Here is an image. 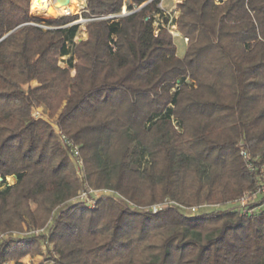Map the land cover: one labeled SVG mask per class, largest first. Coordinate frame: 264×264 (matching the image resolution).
<instances>
[{
  "label": "trees",
  "instance_id": "16d2710c",
  "mask_svg": "<svg viewBox=\"0 0 264 264\" xmlns=\"http://www.w3.org/2000/svg\"><path fill=\"white\" fill-rule=\"evenodd\" d=\"M161 1L86 0L87 37L77 43L78 15L42 20L30 0H0V234L48 229L1 241L0 263L47 242L51 264H264V207L242 216L70 204L72 162L31 116L40 107L57 115L81 147L88 184L138 206L229 205L254 191L264 163V0H183L173 21L187 38L182 59L167 29H153Z\"/></svg>",
  "mask_w": 264,
  "mask_h": 264
},
{
  "label": "built area",
  "instance_id": "2783aa9c",
  "mask_svg": "<svg viewBox=\"0 0 264 264\" xmlns=\"http://www.w3.org/2000/svg\"><path fill=\"white\" fill-rule=\"evenodd\" d=\"M125 16V15H124ZM89 21V20H85ZM71 23V24H75ZM69 24V25H71ZM77 24V23H76ZM43 29H47L45 26H40ZM165 29H167L168 33L171 34L173 37H178L179 32L176 29L175 24H173V21H169L168 25L165 27L162 25ZM178 32V33H177ZM183 41L186 43L187 38H182ZM38 109V108H36ZM36 109H33L31 116L34 119L40 120L41 118H38L37 116H34V112ZM56 119V118H55ZM51 128L53 130V133L56 134L57 139L61 146L67 151L69 160L72 162L73 169L75 176L78 178L79 182V189L77 190L78 192L76 195L69 201V203H80L84 205L85 207H88L89 209H94L98 205V202L100 200L102 201H112L114 204H117V206L122 209L123 211H129L133 210L138 213H144V212H151L153 214L159 212L160 210L168 209L173 206L179 207L180 211L183 213H187L191 215L198 214L199 212L205 211L208 208H217V207H225V208H230V207H235L239 212L240 215L242 216H251L253 213V208H251L252 204L258 203L261 201V199L264 197V163L261 166L260 172L262 173L259 179V182L257 184V187L254 191H245V193L239 197L235 202H232L229 205H217V206H209V205H202L201 207H180L177 203L171 202L168 200H164L162 202H159L157 204H152V205H147V206H138L136 204H133L131 201L129 202L126 198H124L117 190H112L109 188H100V189H95L92 188L85 176V168H84V162L81 157V147L77 145L71 138L69 139L65 133L61 131V129L58 126V120L56 119L51 125ZM240 146H243V143L240 142ZM242 158H245L246 160H251L252 157L247 153L245 150L241 151L240 153ZM248 167L252 170L251 166L248 165ZM261 207H264V203L260 204ZM190 212V213H189ZM44 231H30L29 233L25 232L23 234L20 233H12V234H7V235H0V239H14V238H22L24 236H29V234H40ZM8 241H11L9 240ZM47 245V242L42 245L41 249H45V246ZM0 264H13L11 262H2Z\"/></svg>",
  "mask_w": 264,
  "mask_h": 264
},
{
  "label": "rangeland",
  "instance_id": "374dc122",
  "mask_svg": "<svg viewBox=\"0 0 264 264\" xmlns=\"http://www.w3.org/2000/svg\"><path fill=\"white\" fill-rule=\"evenodd\" d=\"M183 0H162L158 7L160 8V10L162 11V16L159 17V16H155V21H154V24H153V29H155V33L158 32V26L161 24V25H164L165 27L168 25L169 21H175L178 17H179V11L177 9L178 7V4L182 3ZM219 0H215V2L217 3ZM86 6V0H82L81 1V8L79 9V12H78V17L79 19L77 21H75L78 25H79V34L77 35V37L75 38V42H82V40H85L86 37H87V34H86V31H85V27L84 25L88 22V21H85L87 19L81 17V11L82 9ZM31 8H32V4H31V0H30V16L32 18H37V17H33L32 15V12H31ZM124 13L126 14V8L125 6L123 7L122 9V12L121 14ZM67 16H70V15H67ZM65 16V17H67ZM58 17H64L62 15H45V16H42V17H38L39 19H42V20H52V19H55V18H58ZM37 18V19H38ZM74 23V22H73ZM75 23V24H76ZM178 33V32H177ZM183 37L181 36V34L179 33V36L178 37H173L172 36V41L173 43L175 44L176 46V56L178 58H183L184 55H185V52H186V48H187V42L185 43L182 39ZM66 59L67 58H60L59 59V66L61 68H65L66 67ZM74 72L72 71L71 72V75H73ZM28 85H26L23 89L25 90L27 88ZM30 87H36L37 84L36 82H32L29 84ZM174 90H172L173 92ZM34 116H37L38 118H41L43 120H45L49 125H53L54 121L56 120L55 118L57 117V115L51 117L49 115V112L44 108V107H40L38 109L35 110L34 112ZM146 164V160L145 158L141 159V161L138 163V166L140 169L143 168V166ZM8 182L10 184L13 183V180L12 179H9ZM79 183V182H78ZM261 202V201H260ZM259 202V203H260ZM259 203H255V204H252L251 205V208L254 209V214L257 213L258 211H260L261 206H258ZM228 208H225V207H215V208H208L207 210H205L204 212H209V211H217V210H226ZM203 212V211H202ZM202 212H199L198 214L202 213ZM190 213V212H189ZM188 214V212L186 213ZM192 214V213H190ZM44 231L42 232V234H46V231L48 230L47 229V226H45L44 228ZM25 232V229H23V231L20 233V234H23ZM14 233H17V232H14ZM13 233V234H14ZM9 234V233H7ZM7 234H0V235H7ZM9 238L7 239H0V242L1 241H8ZM16 239V238H14ZM13 238L12 239H9L11 241L14 240ZM9 242V241H8ZM42 245L40 246L39 250L40 252L38 254H29V255H26L24 257H22L21 259H19L17 262L18 264H51V260H49L50 258V255L48 253V250H50V252L53 253V246L52 244H48V246L46 245L45 246V249H41ZM11 263L15 264L16 262H12L10 261Z\"/></svg>",
  "mask_w": 264,
  "mask_h": 264
},
{
  "label": "bare ground",
  "instance_id": "6f19581e",
  "mask_svg": "<svg viewBox=\"0 0 264 264\" xmlns=\"http://www.w3.org/2000/svg\"><path fill=\"white\" fill-rule=\"evenodd\" d=\"M82 0H31L33 17L52 15H77Z\"/></svg>",
  "mask_w": 264,
  "mask_h": 264
},
{
  "label": "water",
  "instance_id": "95a60500",
  "mask_svg": "<svg viewBox=\"0 0 264 264\" xmlns=\"http://www.w3.org/2000/svg\"><path fill=\"white\" fill-rule=\"evenodd\" d=\"M125 14L124 13H122L120 16H124ZM101 19H109V18H101ZM9 35V34H8ZM8 35H6L4 38H6ZM3 38V39H4Z\"/></svg>",
  "mask_w": 264,
  "mask_h": 264
}]
</instances>
